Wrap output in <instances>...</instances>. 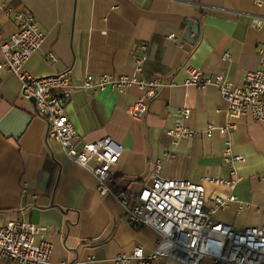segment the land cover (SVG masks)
Masks as SVG:
<instances>
[{
    "label": "crops",
    "instance_id": "1",
    "mask_svg": "<svg viewBox=\"0 0 264 264\" xmlns=\"http://www.w3.org/2000/svg\"><path fill=\"white\" fill-rule=\"evenodd\" d=\"M6 6L30 11L46 35L26 64L34 76L67 73L77 84L89 74L161 79L142 119L128 112L146 92L136 83L122 92L76 89L67 104L80 145L106 136L123 145L122 157L113 167L119 194L134 199L152 183L155 165L162 160L163 177L204 184L206 208L215 210L216 221L237 230L264 228V123L249 112L227 133L215 129L209 136V123L219 127L229 123L228 101L217 85L198 87L187 82L188 68L195 67L210 75L222 71L241 87L247 71L264 68L260 56L264 3L0 0L4 35L17 28ZM189 20L200 25L196 41L187 38ZM141 57L146 59L140 64ZM21 84L17 74L0 70V222L23 219L48 227L36 242L53 243L54 262L120 264L117 256L130 254L137 245L152 251L159 232L152 226L130 224L121 199L101 195L98 179L74 162L60 143L47 138V122L34 101L22 97ZM184 108L192 111L188 118L183 116ZM179 123L195 133L176 143L169 131ZM228 145L243 156L234 166L236 173L224 159ZM90 162L95 164L96 159ZM233 196L234 201L216 207L218 197ZM153 264L183 263L161 257ZM203 264L214 262L205 257Z\"/></svg>",
    "mask_w": 264,
    "mask_h": 264
},
{
    "label": "built area",
    "instance_id": "2",
    "mask_svg": "<svg viewBox=\"0 0 264 264\" xmlns=\"http://www.w3.org/2000/svg\"><path fill=\"white\" fill-rule=\"evenodd\" d=\"M254 1L264 3V0ZM6 12L13 16L17 28L11 35H4L0 27V49L3 54L0 70L17 74L22 82V97L29 100L35 98V109L47 122V138L60 143L74 162L98 179L101 195L113 194L121 199L130 224L152 226L160 234L152 251L146 252L142 245H137L130 254L117 256L120 264H130L132 261L153 264L161 257H174L183 264H203L205 257H210L214 264H264V228L250 226L237 230L225 222L216 221L213 217L215 210L206 208L202 182L165 178L161 175L163 161L158 160L152 183L130 200L115 188L113 167L122 157L123 145L110 136L80 145L79 134L67 114V104L76 89L122 92L135 83L139 84L146 92L138 97L128 112L134 118L142 119L148 111L149 100L158 94L161 79L89 74L82 83L77 84L67 73L34 76L28 72L26 64L40 49L46 35L30 11L6 6ZM170 36L174 37L175 34ZM142 46L147 47L145 44ZM260 51L264 65V48ZM145 59L141 57L138 61L141 64ZM138 69L141 70V67ZM188 73V83L198 87L217 85L228 101L229 123L220 127L209 123L206 129L209 136L213 135L215 129L227 133L235 128L239 118L249 112L257 121L264 123V68L247 71L244 86L241 87L235 86L222 71L210 75L189 67ZM182 113L188 118L192 111L184 108ZM169 133L177 143L180 138L188 137L195 131L179 123ZM227 143L231 144L230 141ZM93 158L96 159L95 164L90 162ZM224 159L236 173L234 166L237 161L243 160V156L236 155L228 145L224 149ZM216 181L224 183L221 179ZM234 199V196L230 199L218 197L216 207L226 206ZM46 230V226L23 219L0 222V264H81L67 260L52 261L53 243L48 239L36 242V236Z\"/></svg>",
    "mask_w": 264,
    "mask_h": 264
},
{
    "label": "water",
    "instance_id": "3",
    "mask_svg": "<svg viewBox=\"0 0 264 264\" xmlns=\"http://www.w3.org/2000/svg\"><path fill=\"white\" fill-rule=\"evenodd\" d=\"M188 24L190 25L189 30L187 32V38L191 39L192 41H196L198 39L200 33V25L195 23L193 20H189ZM192 31L196 33V36H192ZM35 102V98L31 99Z\"/></svg>",
    "mask_w": 264,
    "mask_h": 264
}]
</instances>
